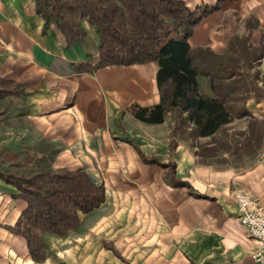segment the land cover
<instances>
[{
	"label": "crops",
	"instance_id": "0c3cea01",
	"mask_svg": "<svg viewBox=\"0 0 264 264\" xmlns=\"http://www.w3.org/2000/svg\"><path fill=\"white\" fill-rule=\"evenodd\" d=\"M185 2L191 10L218 5L194 26L192 47L227 53L232 38L248 35L262 52L247 69L256 85L246 99L250 115L227 125L248 131L252 116L264 121V0ZM83 29L85 38L68 45L35 0H0V79L21 88L0 97V164L47 159L56 169L85 170L106 189L99 207L80 212L79 228L44 233L47 258L36 262L26 238L12 230L28 202L0 178V264H257L235 195L247 191L264 205V142L240 161L234 149L221 162L206 161L198 147L210 136H172L171 113L160 123L138 119L132 105L161 101L158 61L78 71L99 54L98 30L87 21ZM199 82L211 94L209 79L200 75ZM142 154L175 163L187 184L170 183L166 168Z\"/></svg>",
	"mask_w": 264,
	"mask_h": 264
},
{
	"label": "trees",
	"instance_id": "16d2710c",
	"mask_svg": "<svg viewBox=\"0 0 264 264\" xmlns=\"http://www.w3.org/2000/svg\"><path fill=\"white\" fill-rule=\"evenodd\" d=\"M35 5L48 24L62 31L68 45L85 38L84 21L98 30L99 54L79 63L78 71L158 61L161 101L151 107L132 105L130 110L138 119L160 123L171 113L172 136L177 132L210 136L212 140L202 145L204 154L232 149L228 135H221L236 118L250 115L246 99L256 85L248 78L247 69L254 67L262 52L249 44L248 35L232 38L227 53L190 45L194 26L218 5H200L193 10L185 0H35ZM200 75L209 79L211 94L202 92ZM19 92L20 85L0 79V97ZM191 123L188 131L186 126ZM242 133L245 140L237 141L235 151L256 152L264 142V121L252 116L248 131ZM170 146L175 148L177 141L172 140ZM142 156L146 162H160L170 183L187 184L177 178L175 163ZM0 178L13 184L18 190L16 196L28 202L12 230L26 238L36 262L47 258L44 233L65 236L79 228L80 212L94 210L106 198L105 187L96 184L85 170L56 169L47 159L16 162L8 168L0 164Z\"/></svg>",
	"mask_w": 264,
	"mask_h": 264
},
{
	"label": "built area",
	"instance_id": "2783aa9c",
	"mask_svg": "<svg viewBox=\"0 0 264 264\" xmlns=\"http://www.w3.org/2000/svg\"><path fill=\"white\" fill-rule=\"evenodd\" d=\"M235 197L238 219L256 241L252 257L257 264H264V205L258 197L244 190L238 191Z\"/></svg>",
	"mask_w": 264,
	"mask_h": 264
},
{
	"label": "rangeland",
	"instance_id": "374dc122",
	"mask_svg": "<svg viewBox=\"0 0 264 264\" xmlns=\"http://www.w3.org/2000/svg\"><path fill=\"white\" fill-rule=\"evenodd\" d=\"M233 126L237 127V124H234ZM238 126L240 127V122H239ZM229 127H232V126H229ZM242 132H244V131L240 130L239 128H236V129L231 130V131H228V129H227V131L225 133H222L221 136H226V134L228 135V138H226V139H228L231 142L230 145H231L232 149H234V151H235L236 148H237L236 145H238L237 141L242 142V141L245 140V136H244V134ZM211 140H212V138H210L207 141H211ZM206 143H203V142L199 143V147L198 148H199L200 155L203 156L202 158L204 160H206V161H212L213 160V161L221 162L222 153L225 150H222V151H217L216 150V152H214V154H211V153H208V152H206L204 154V152H202V145H204ZM239 147H241V146H239ZM235 153H237L239 155V156L236 157V158L239 159V161L241 159V155L242 154H246L245 152H243L242 148H240V150L236 151Z\"/></svg>",
	"mask_w": 264,
	"mask_h": 264
}]
</instances>
